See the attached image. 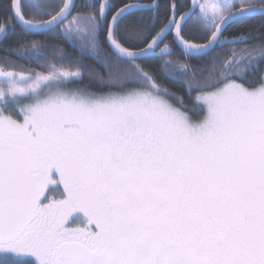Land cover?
Returning a JSON list of instances; mask_svg holds the SVG:
<instances>
[{
    "label": "snow or ice",
    "instance_id": "1",
    "mask_svg": "<svg viewBox=\"0 0 264 264\" xmlns=\"http://www.w3.org/2000/svg\"><path fill=\"white\" fill-rule=\"evenodd\" d=\"M0 264H264V0H0Z\"/></svg>",
    "mask_w": 264,
    "mask_h": 264
},
{
    "label": "trees",
    "instance_id": "2",
    "mask_svg": "<svg viewBox=\"0 0 264 264\" xmlns=\"http://www.w3.org/2000/svg\"><path fill=\"white\" fill-rule=\"evenodd\" d=\"M140 2H148V0H140Z\"/></svg>",
    "mask_w": 264,
    "mask_h": 264
},
{
    "label": "flooded vegetation",
    "instance_id": "3",
    "mask_svg": "<svg viewBox=\"0 0 264 264\" xmlns=\"http://www.w3.org/2000/svg\"><path fill=\"white\" fill-rule=\"evenodd\" d=\"M142 3H147V2H142Z\"/></svg>",
    "mask_w": 264,
    "mask_h": 264
}]
</instances>
